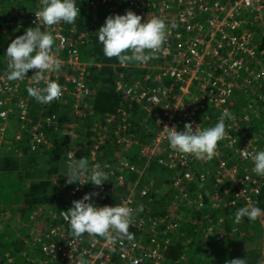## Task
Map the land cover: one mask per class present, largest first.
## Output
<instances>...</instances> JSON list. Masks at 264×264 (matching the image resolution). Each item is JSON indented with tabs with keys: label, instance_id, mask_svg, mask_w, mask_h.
Segmentation results:
<instances>
[{
	"label": "trees",
	"instance_id": "16d2710c",
	"mask_svg": "<svg viewBox=\"0 0 264 264\" xmlns=\"http://www.w3.org/2000/svg\"><path fill=\"white\" fill-rule=\"evenodd\" d=\"M93 1L98 0H75L76 6L80 8V16L78 15L74 22L77 29L70 27L69 31H66V34H69L72 29H76V31L85 33L83 40L85 44L81 45L79 42V49L81 48V52H84L85 55L103 63L101 66L89 65L87 68V83L93 92L83 102L86 101L88 104L85 113L89 117L80 116L77 112V115L73 114V104L76 100L70 94H67V99H72L70 104L57 101H53L51 104H41L27 92V87H33L34 82L28 79L21 82L14 81L20 89L19 94L29 96L30 113L25 121L14 117L18 122L14 128H9V122L2 128L3 130H0V135H3L5 140L4 144L0 146L2 149L0 150V215L10 212L9 215H6L10 220L11 217L18 215L23 224L15 226L11 222H6L5 226L0 228V264L39 263V256H35L36 252L31 253L32 250L29 247L30 232L33 226H39L37 220L41 214H37V211L47 205L54 204L58 197L56 190L59 186L53 180L54 175L67 183L65 175L71 150L75 152L73 155L75 159L86 158L92 165L99 160L100 166L106 172L114 171V175L110 177L113 179L111 182H116V176L126 173H128L126 176L129 177L128 180L133 181L138 176V169L142 168L145 162V159L141 158V146L151 142L155 137L156 133L149 131L152 123L148 126L149 124L142 121L141 114L144 112L141 110L145 111L146 109L137 102L131 103L129 99L125 98L123 91L118 89L120 72L134 74L139 71L131 66L135 62L128 63L125 68L114 66L113 64L118 63L117 58L106 57L97 38V31L105 23L102 18L106 19L110 15L109 6L117 5L118 8L114 12L118 14L119 11L124 10L127 1L105 2L108 4L104 6L107 8V12L96 18L92 14L91 2ZM33 8H40L39 0H0V73L7 74L8 71V60L3 55L11 39H14L17 34L24 33L23 29L21 32L15 30L17 26H20L17 24L22 21V28L29 25L28 17ZM241 17L253 19V13L246 11ZM4 25L16 33H10V38L6 37L1 30ZM244 30L254 32V40L259 41L261 45L259 49L264 50V30L259 27V23L255 21L244 23L237 32L241 33ZM55 45L54 40L52 49L55 48ZM63 78L60 80L61 86H63ZM262 82L264 83V80ZM259 87L257 89H262L261 95L255 98L262 100L256 104L257 109L255 110L254 108L243 109L241 107L248 103V99L240 88L236 90L234 97L236 105L233 108L236 110V118L241 125L240 129L237 130L230 126L234 119L226 121V130L237 137L234 148L240 147L242 139L249 137L257 145L258 149L256 150H264V89ZM193 91L197 92L194 87ZM132 106L134 107L132 108ZM80 108L84 111L85 106L81 105ZM123 108L132 111L130 118L124 119ZM201 114L200 120L205 128L215 125V116L211 110L207 109ZM52 115H55L53 123L50 125L44 123L43 126L37 127V123L42 117ZM109 115L114 117L110 119ZM127 119L130 126L125 129L122 124H127ZM2 121L0 118V125ZM76 122L79 123L78 126H73L72 124ZM94 126L97 128L98 134L101 132L100 134L106 136L103 141L99 139V136L96 139L92 138ZM244 131L248 133L246 136L243 135ZM36 132H43L44 140L36 149H32L30 141ZM74 132L78 133V137L73 136ZM260 133L263 134L261 138L258 137ZM18 136L20 137L18 138ZM255 137L257 139H254ZM125 138L139 143L133 142L126 149ZM91 148H94L98 155L94 161L90 160L92 157ZM234 148L223 139L218 142L217 152L211 160L203 159L195 162L196 158L194 159L192 167L195 173L202 175L211 169L213 176L205 181V184L196 178L191 182H186L183 179L184 185H188L186 190L192 196L197 197L202 204L193 203L189 214L180 213V215H184L182 217H179L176 212L175 209L178 207L175 206L174 199L167 196V191L164 190V194L159 191L154 192L161 185L165 187L167 185L169 189H174V178L178 174L179 167L168 169L166 162L160 160V163L157 160L151 162L150 169H147V172L151 170V175L147 178L148 180L142 178L143 184H149V191L144 196L141 205H143L144 211L146 210L147 225H151L155 219L159 236L164 241L165 259L161 264H229L239 255L242 256L240 259L246 260V264H264V245H261L254 236L263 234L259 219L251 221L245 217L239 224L235 223V212L244 207L240 189L226 171H220L218 174H215L214 171L219 168L221 162L231 166L240 161ZM160 156L167 160L165 153ZM122 159H127L129 165H135L136 169L125 166L120 170ZM154 166H158L155 168L156 172L152 171ZM240 166L238 178H245L251 172L249 181L252 185H260L259 202L256 206L264 210V176H258L252 171L253 163L250 161H242ZM126 168L127 170L123 172ZM109 174L111 175V173ZM153 177L158 178L154 187H151L150 184L153 183L150 178ZM86 187L88 188L89 185ZM115 189L116 193L113 195L110 192L104 193L106 200L112 204L118 202L119 196L126 192L117 183H115ZM218 191L221 192L219 207L212 204L211 198ZM176 193L178 192L176 191ZM178 210H183L182 206ZM170 212L177 214L175 219L178 222L177 226L168 227L167 223L169 222L161 220L162 216L164 218ZM60 223V220L55 221V225ZM66 226H69V223ZM28 228L29 230L25 231ZM168 228L173 229H170L168 233L167 231L162 232ZM40 229L47 230L48 228L42 224ZM130 230L133 234L138 231L131 227L128 231ZM24 231L25 234H23ZM244 246L246 248H243ZM50 264L55 263L51 262Z\"/></svg>",
	"mask_w": 264,
	"mask_h": 264
},
{
	"label": "built area",
	"instance_id": "2783aa9c",
	"mask_svg": "<svg viewBox=\"0 0 264 264\" xmlns=\"http://www.w3.org/2000/svg\"><path fill=\"white\" fill-rule=\"evenodd\" d=\"M100 1L105 3L111 0ZM127 1L123 14L131 10L141 15L142 22L148 18H161L166 24L168 35L162 50L156 53V58L144 65L132 64L140 71L138 74L131 75L125 73L118 89L123 91L125 98L131 103L137 102L145 108L157 125L158 130L155 132L152 143L142 145L141 154L152 157L165 153L167 160L164 157L159 160L166 162L170 169L179 167L173 187L181 192V201L190 203L193 200L189 191L186 190L188 185H184V181L191 182L196 178L205 184V181L213 176V172L210 169L206 171V174L195 173L192 167L195 157L170 149L165 139L170 129L166 127L183 131L184 125L191 123L195 131L199 126L205 128L200 120L201 113L205 110L209 109L213 112L216 123L223 111L227 109L234 119L230 126L240 129L236 110L233 108L235 93L237 88H240L241 92H246L245 88L249 83L264 80V70L259 72L261 60L264 59V50L259 49L261 45L259 41L254 40V32L244 30L239 33L237 30L242 28L244 23L252 21L259 23V27L264 30V0ZM98 5L99 1L91 2L92 8H97ZM111 7L110 15H113L118 6ZM39 10L40 8L30 10L29 27L37 26L35 11ZM246 11L253 13V19L241 17ZM41 28L54 36L56 45L52 49V54L61 61L59 70L51 73L49 78L52 80L53 76L59 77L62 72L68 73V85H63L62 97L54 101L65 102L67 94H70L75 97L76 101L73 105L75 109H79L78 114L86 116L85 109L88 104L83 100L92 95L93 91L87 83V64L80 58L78 40L66 34L65 23L53 26L41 25ZM65 64L68 67H65ZM64 67L65 69H62ZM35 71L30 70L25 78H31ZM6 75L0 73V118L3 120L0 130H3L2 128L10 121H17L14 117L25 121L30 113L29 96L19 94L18 84L7 80ZM28 80L34 82L31 79ZM33 87H43V83L39 85L35 83ZM193 87L197 92L193 91ZM81 105L85 106L84 111L80 108ZM109 116H111L110 119L113 118L112 115ZM54 117L55 115L42 117L37 127L43 126L44 123L50 125ZM124 128H126L125 125ZM243 135L246 136L247 131L243 132ZM43 140V132L34 133L32 142L30 141L31 148L36 149ZM224 140L234 148L237 137L226 130ZM4 142V136L0 135V146ZM124 142L126 149L133 142L138 143L130 138H125ZM234 149L240 161L231 166L221 162L219 168L214 170L215 174L226 171L240 189L244 206H256L259 202L260 185H252L249 181L251 172L245 178H238V174L242 161L252 162L251 156L246 153L250 154L258 147L248 137L242 139V145ZM244 150L245 152H242ZM202 160L196 158L195 162ZM125 166H130L129 162L127 159H122L119 169L122 170ZM134 166L130 167L134 168ZM103 170L106 171L104 168ZM107 174L108 180L99 187L90 182L87 183V177L77 181L80 185L62 182V187L58 188V194L63 193L67 196L66 203L58 209H40L41 217H45L44 224L48 229H35L33 226L29 242L32 251L42 253L43 257H38V264L51 262L55 264H146V262L161 264L165 259L163 253L165 245L159 240L161 238L156 228L157 221L154 219L148 226L147 219L140 215V196L137 197V195H147L148 188H137L139 182L132 187H127L122 174L116 176V182H111L113 179L110 177L114 175V171H107ZM115 183L122 190H126L125 194L119 196L116 204L126 203L133 209V220L130 225L140 229L142 234L133 237L131 241L117 233H110L112 241L104 236L86 233L80 237H73L70 227L66 226L69 222L65 219L63 212L68 211L73 206L72 202L81 199L85 194L98 193L99 195H96L98 198H105L106 192L115 194ZM86 185L89 187L87 188ZM94 197L93 202L103 207V204H99ZM220 197L221 192L218 191L211 197L212 204L219 207ZM193 199L195 203L202 204L197 197ZM56 220H60L61 223L55 225ZM173 225L177 226L178 222L174 221ZM147 235L150 237L145 238Z\"/></svg>",
	"mask_w": 264,
	"mask_h": 264
},
{
	"label": "clouds",
	"instance_id": "9594fccd",
	"mask_svg": "<svg viewBox=\"0 0 264 264\" xmlns=\"http://www.w3.org/2000/svg\"><path fill=\"white\" fill-rule=\"evenodd\" d=\"M79 13L80 8L76 6L75 0H40V10L35 11L37 26L29 27L23 34L11 39L3 55L8 60L6 78L9 81L25 80L30 70H36L28 79L37 85L42 82L43 87L29 86L27 92L41 104L59 100L63 95L62 86L49 78L61 65V61L52 54L54 36L43 31L41 25L73 24ZM97 34L106 57H115L122 65L132 62L144 65L155 59L156 53L162 50L168 32L163 19L153 17L142 22L141 15L128 10L125 14L106 17ZM232 119L231 113L225 109L214 126H199L195 131L191 123H186L183 131L166 127L170 131H167L165 139L170 149L177 153L211 160L216 154L218 142L226 135V121ZM246 154L251 156L254 165L252 171L264 176V150H253ZM65 176L69 184H78L77 181L87 177V183L98 187L108 180L107 172L99 164L89 167L86 158L75 159L73 153L69 156ZM96 195L99 194H85L81 199L74 200L68 211L63 212L72 236L80 237L86 233L104 236L112 241L110 233H117L131 241L133 237L129 235L128 229L133 220V209L126 203L101 207L92 200ZM262 214L264 210L257 206H244L235 212V223L239 224L245 217L255 221ZM229 264H246V260L233 259Z\"/></svg>",
	"mask_w": 264,
	"mask_h": 264
},
{
	"label": "crops",
	"instance_id": "0c3cea01",
	"mask_svg": "<svg viewBox=\"0 0 264 264\" xmlns=\"http://www.w3.org/2000/svg\"><path fill=\"white\" fill-rule=\"evenodd\" d=\"M98 9H99V6L97 7V8H92V14H93V17L94 18H96V17H98V16H100V14L98 15ZM124 11L125 10H121V12L119 11V13L118 14H123L124 13ZM112 14H115V12H113ZM103 20H105L104 19V17L102 18ZM76 28L77 29V27H76V25L73 23V24H71V25H69V24H66V31H69V28ZM76 29H72L71 31H70V35L71 36H73L74 38H76L77 40H78V43L79 42H81V45H84L85 44V42L83 41L84 40V36L86 35L85 33H82V32H80V31H76ZM83 35V36H82ZM82 36V37H81ZM80 47V46H79ZM80 50V58H81V60L84 62V63H86L87 64V68H88V66L89 65H97V66H101L103 63H100V61L99 60H94V59H92V57L91 56H89V55H85V53L84 52H81V48L79 49ZM89 58H91V59H89ZM128 64V63H127ZM127 64H124V65H122V64H120L119 62L116 64H113L114 66H116V67H124L125 68V66L127 65ZM131 65V64H130ZM129 66V65H128ZM65 67H68L66 64H65ZM65 67L64 68H62V69H65ZM64 77V78H63ZM67 77H68V73H65V72H62V74L59 76V77H55V76H53L52 77V80H55V81H57L59 84H60V80L63 78V80H62V85H68V81H67ZM63 87V86H62ZM70 102H72V99L70 98H68L65 102H63L64 104H70ZM51 104V103H50ZM73 104V103H72ZM74 106V105H73ZM134 106H132V108H133ZM74 108L75 107H73V114H75V115H77V113H76V110H74ZM141 110V109H140ZM123 112H122V116L124 117V119H126V118H130L131 117V114H132V111H129V110H127V109H124L123 108V110H122ZM146 111V110H145ZM145 111L144 110H141V112H144L145 113ZM146 113L148 114V112L146 111ZM142 115V119H145L144 118V116H145V114H141ZM140 115V116H141ZM148 116H150L149 114H148ZM87 117H89V115H87ZM112 117H114V116H112ZM151 118H153L152 116H151ZM147 120V119H146ZM151 126L152 127H149V131H152V132H156L157 130H158V128H157V125H156V123H155V120L153 121L152 119H151ZM125 124V123H124ZM125 126L128 128L129 126H130V122H128V119H127V124H125ZM148 126H150V125H148ZM153 129V130H152ZM98 134V133H97ZM153 141V140H152ZM152 141L151 142H149V143H146V144H150V143H152ZM139 143V142H138ZM142 147L143 146H141V149H140V154H141V150H142ZM131 149V148H130ZM141 158L142 159H145V162L143 163V165H142V168H139L138 169V176L135 178V180H133V181H129L128 180V178L129 177H126V176H128V173H126V174H122V175H124V177H125V185L127 186V187H132V186H134L137 182H139V184H138V186H137V188H143V187H146V188H148L149 189V184H143L142 183V178H145L146 180H148L147 178H149V176L151 175V174H148V172H147V169H150V165H152L151 164V162L152 161H154V160H157L158 161V163H160V161H159V159L161 158V156H160V154H157V155H154V156H152V157H146V156H144V155H142L141 154ZM140 158V159H141ZM96 164H98L97 163V161L95 162V164L94 165H96ZM93 165V166H94ZM99 165H101V164H99ZM108 165H109V163H108ZM168 167V166H167ZM168 169H170L169 167H168ZM168 169H167V171H168ZM153 175V174H152ZM158 178V177H157ZM157 178L155 179L154 177L153 178H150V180H151V182L153 183V184H150V186L151 187H154V185H155V182H156V180H157ZM149 180V181H150ZM62 183H60V184H57L59 187H62V185H61ZM174 188V187H173ZM188 188V187H187ZM155 189V188H154ZM57 190H59L58 188H57ZM57 190H56V193H57ZM167 191L168 192V197L170 198V199H174L173 200V202H175L176 203V207H180V206H182V208H183V210H178V208H176L175 210H176V212L179 214V217H182V216H184V215H180V213L181 212H183V213H185V214H189L190 213V209H191V205L193 204V203H195L194 202V199H193V197H195V196H192L191 195V198H192V202H187V201H181V199H180V196H181V192L180 191H178L177 189H169L168 187H167V185H166V187L164 186V185H161L160 186V188H158V189H155V191L154 192H160V193H162V194H164L165 193V191ZM176 191L178 192V193H176ZM58 194V193H57ZM138 196H140V198H139V204H140V206H141V213H140V215L142 216V217H145L146 218V216H145V211H144V209L142 208L143 207V205H141L143 202V199H144V196H142L141 194L139 195H137V197ZM58 197H65L66 198V195L65 194H63L62 193V195L61 194H58ZM95 198V200L99 203V204H103V206H114L115 204H116V202L114 203V204H112L111 202H109V201H107L105 198H98L97 196H95L94 197ZM55 204V203H54ZM54 204H50V205H47L48 207H51L52 209L54 208V209H58L59 207L58 206H55ZM47 206H45V208H47ZM147 209V208H146ZM177 214H175L174 212H170V213H168L167 215H165V217L163 218V216L161 217V220H164V221H168L169 223H167L168 224V227L169 226H172L173 225V223H174V221H175V219H176V216ZM147 219V218H146ZM132 228V229H137V228H135V227H133V226H129V228ZM129 230V229H128ZM128 233H129V235H131L132 237H136L137 235L138 236H140L141 234H142V232H141V230L140 229H138V231H137V233L136 234H133V232L131 233V230L130 231H128ZM167 233H168V231H167Z\"/></svg>",
	"mask_w": 264,
	"mask_h": 264
},
{
	"label": "rangeland",
	"instance_id": "374dc122",
	"mask_svg": "<svg viewBox=\"0 0 264 264\" xmlns=\"http://www.w3.org/2000/svg\"><path fill=\"white\" fill-rule=\"evenodd\" d=\"M99 1V9H98V14H105L106 12H107V8H105L104 6H107L108 4L107 3H103V2H101L100 0H98ZM103 5V6H102ZM109 9L111 10L112 9V7L111 6H109ZM109 10V11H110ZM124 10H125V8H124ZM110 13H111V11H110ZM29 18V17H28ZM17 25H20V26H17V28L15 29L17 32H21V30L23 29L24 31H26V29L27 28H29V25H27V26H25L24 28H22L23 27V23H22V21L21 22H19ZM2 32H4L5 33V35H6V37H8V38H10V33H16V32H14V30L13 29H8V27L6 26V25H4L3 27H2ZM23 31V32H24ZM12 35V34H11ZM19 34H17V36H18ZM7 38V39H8ZM54 40H55V38H54ZM263 58V57H262ZM261 69L259 68V72L261 71V70H264V59L263 60H261ZM132 66V65H131ZM136 67H139V65H136ZM138 70H139V68H137ZM140 71V70H139ZM138 71V72H139ZM137 71H136V73L135 74H137L138 73ZM125 72H120V75H119V80H118V82H119V84L122 82V80H123V76L125 77ZM131 75V74H130ZM263 81V79L261 80V81H258V80H256V82L254 83H249L247 86H246V88H245V97H247V99H248V103H246V105H241V107L243 108V109H253L254 108V110L255 109H257L256 108V104H259L260 103V101L262 100L261 98H258V99H256L255 97L256 96H260L261 95V93H260V91L262 90V89H257V87H263V89H264V83L262 82ZM257 83H259V84H257ZM119 84H118V86H119ZM262 84H263V86H262ZM259 87V88H260ZM258 102V103H257ZM236 105V104H235ZM234 108H235V106H234ZM76 110V112L78 113V111H79V109L77 108V109H75ZM145 116H144V118L145 119H142V121L143 122H145V123H147V124H149L150 125V123L152 122L151 121V119L154 121V119L153 118H151V116H148V114L146 113V111H145ZM147 119V120H146ZM55 121V120H54ZM53 121V122H54ZM17 124H18V122L17 121H10V123H9V128L10 129H12V128H14L15 126H17ZM78 122H76V123H74V124H72L73 126H78ZM96 124V123H95ZM124 125L125 124H122V126L124 127ZM241 126V125H240ZM127 128V127H126ZM125 128V129H126ZM245 132V131H244ZM101 132H99V134H97V128L94 126V128H93V135H92V138H94V139H96L98 136L100 137L99 139L100 140H104L105 138H106V136L104 135V134H100ZM248 134V133H247ZM73 136H75V137H78V133L77 132H74L73 133ZM263 136V134L262 133H260L259 134V138H261ZM98 139V140H99ZM254 139H257V137H255ZM75 140V139H74ZM73 140V141H74ZM84 142H86V141H84ZM264 147V146H263ZM95 148V147H94ZM94 148H91L90 149V152H91V155H92V157H91V161H94L95 160V157L97 158V156L98 155H96V150L94 149ZM0 150H2V149H0ZM73 153V155H74V150H71L70 151V156H71V154ZM96 155V156H95ZM84 157V156H83ZM97 163L98 164H101V162L98 160L97 161ZM94 165V164H93ZM92 164H90V162H89V167H91V166H93ZM156 167H158V166H154L153 167V169H152V171L153 172H156V170H155V168ZM134 169H136V166H134ZM159 169V168H158ZM127 170V168L123 171V172H125ZM151 173V170H149V172H148V174H150ZM66 174H67V172H66ZM53 180L55 181V183L56 184H60V183H62V182H64V181H61V179L57 176V175H54V177H53ZM62 185V184H61ZM59 192V190H57V193ZM70 200V199H69ZM66 201H67V196H66V198L65 197H57L56 199H55V206H58V207H60V206H63L65 203H66ZM249 203V202H248ZM47 208L49 209V210H52V208L51 207H48L47 206ZM54 209V208H53ZM10 213V212H9ZM9 213L7 212V214L9 215ZM36 213V212H35ZM6 214V215H7ZM37 214H40V209L37 211ZM6 215H4V214H2V216L0 215V228H3V226H5V223L6 222H11L13 225H18V226H20V225H22L23 223H21V221L19 220V216L17 215L16 217H11V220H10V218H9V216L7 217ZM44 216L43 217H39L38 218V220H37V222H39L38 224H39V226L38 227H34L35 229H38V228H41L42 227V224H44ZM259 219V224H260V226H261V229L263 230V234L261 235V236H256V235H254L255 236V238L256 239H258V241L260 242V244L261 245H264V214L263 215H261V217H259L258 218ZM46 220V219H45ZM41 222H43V223H41ZM46 224H44V226H45ZM47 227V226H46ZM173 229V228H172ZM251 229V228H250ZM250 229H249V231H250ZM27 230H29V228L28 229H26L25 231H27ZM25 231L23 232V234H25ZM164 231H166V230H164ZM163 232V231H162ZM146 235V234H145ZM150 237V235H147V236H145V238H149ZM160 240V242L162 243V244H164V241H162L161 239H159ZM248 245H250V244H248ZM243 248H246L245 246L243 247ZM34 252V250L33 251H31V253H33ZM35 256H39V257H41L42 256V253L40 252V251H38L37 253H36V255ZM244 256H246V255H244ZM242 256L241 255H239L236 259H240ZM146 264H151V263H149V262H146Z\"/></svg>",
	"mask_w": 264,
	"mask_h": 264
},
{
	"label": "bare ground",
	"instance_id": "6f19581e",
	"mask_svg": "<svg viewBox=\"0 0 264 264\" xmlns=\"http://www.w3.org/2000/svg\"><path fill=\"white\" fill-rule=\"evenodd\" d=\"M127 1V0H126ZM128 2V1H127Z\"/></svg>",
	"mask_w": 264,
	"mask_h": 264
}]
</instances>
